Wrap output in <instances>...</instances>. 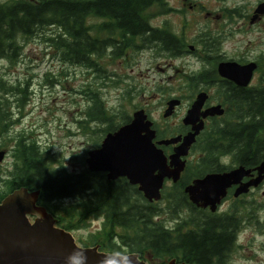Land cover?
Listing matches in <instances>:
<instances>
[{
    "label": "trees",
    "instance_id": "1",
    "mask_svg": "<svg viewBox=\"0 0 264 264\" xmlns=\"http://www.w3.org/2000/svg\"><path fill=\"white\" fill-rule=\"evenodd\" d=\"M164 1L0 0V59L14 64L21 56L22 42L50 28L57 31L48 40L58 50L60 60L84 66L98 73L101 79L106 78L99 64L104 57L115 61L123 58L128 50L153 47L177 56L184 50V41L170 30L150 28V19L154 17L148 14L150 8L163 5ZM211 74L213 72L205 71L202 80L206 82ZM188 79L200 80V75ZM26 93L27 87H22V83H10L0 76L1 135L7 133L6 128L13 123L9 97L16 98V105L22 106ZM87 96L92 102L87 113L89 120L105 123L104 135L130 121L124 117L122 123L114 125V116L104 107L98 92L89 89ZM167 133L158 130L160 138ZM94 143L98 145V138ZM14 156L17 162L4 181L0 202L22 187L39 191L38 203L58 219L59 227L71 231L75 229L71 220L76 216L78 202L66 206L59 203L78 199L85 219L105 214V241L99 243L103 252L125 254L122 246H126L127 253H137L144 260L145 255L151 256L153 262L161 260L159 264H164L166 261L162 259L166 257L186 264H227L229 253L236 246L237 230L231 226L230 218L217 219L209 215L203 217L202 224L198 222L197 209L183 192L190 183V175L183 176L174 185L175 193H165L162 199H167L173 215L179 209L187 208L195 216L177 220L174 226H169L155 220L161 210L156 204L149 203L140 191L134 194L124 182L108 181L102 173L85 169L74 174L63 165L52 166L55 156L42 151L36 140L20 135ZM254 216L250 214L252 219ZM115 228L124 231L119 235V241L114 239L117 236ZM95 245L98 243L91 244Z\"/></svg>",
    "mask_w": 264,
    "mask_h": 264
},
{
    "label": "rangeland",
    "instance_id": "2",
    "mask_svg": "<svg viewBox=\"0 0 264 264\" xmlns=\"http://www.w3.org/2000/svg\"><path fill=\"white\" fill-rule=\"evenodd\" d=\"M260 1L263 0H188L191 4L197 3L190 10L186 0H167L166 5L171 8L168 14L160 15L159 12L160 7L166 11V6H155L150 11L154 15L153 26L159 28L167 24V28L184 41L185 49L191 44L197 52L199 45L195 43V37L207 30L220 35L221 48L228 58L242 62L264 58V13L257 18L260 22L252 26L249 18L236 17L228 21L217 20L215 16L224 7H237L240 13L250 16ZM206 14L211 15L208 17ZM56 33L54 28H50L31 39H25L21 56L14 64L0 59V76L10 83L20 82L22 87H27L22 106L16 105V98L9 97L13 123L6 128L7 133L0 134V151H5L0 162V191L4 189V181L17 162L14 149L20 135L36 140L42 151L54 155L56 160L52 166L63 165L70 172L87 168V152L100 145L107 128L105 123L89 120L87 113L92 105L87 96L89 89L98 92L104 107L114 116V125L142 109L158 130L171 131L178 126L183 107L176 108L172 116L164 117L166 101L188 94V78L204 67L193 54L171 56L159 48H144L128 50L123 58L115 61L104 57L99 64L106 78L101 79L98 73L84 66L70 65L60 60L58 50L48 40ZM207 68L210 66L207 65ZM261 70L263 73L264 66ZM257 77L252 78L255 83ZM170 134L168 137L176 135ZM97 138L96 146L94 141ZM174 189L173 184L167 181L163 194L175 193ZM249 200L258 203L261 210L253 219L250 217L249 223L240 232L235 248L227 257V264H264V195L257 192ZM69 203L67 200L60 205ZM149 203L156 204L161 210L155 220L169 226H174L177 220H188L195 216L187 208L179 209L173 215L164 198ZM60 217L64 219V216ZM71 222L74 227L78 223L77 218L73 217ZM103 223V215L89 217L83 227L70 233L78 246L99 245L105 241ZM114 230L117 234L114 239L119 241V235L124 231L121 228ZM122 249L128 252L126 246H122ZM145 256L150 264L161 262L157 259L153 262L151 256ZM162 260L167 262L168 258Z\"/></svg>",
    "mask_w": 264,
    "mask_h": 264
},
{
    "label": "water",
    "instance_id": "3",
    "mask_svg": "<svg viewBox=\"0 0 264 264\" xmlns=\"http://www.w3.org/2000/svg\"><path fill=\"white\" fill-rule=\"evenodd\" d=\"M264 13V2L258 4L255 15ZM192 48V47H191ZM256 63L240 65L237 62H221L218 65L220 76L232 80L239 86H246ZM201 93L193 103L184 120L192 125L185 136H174L154 141L156 130L144 110H136L130 122L121 125L114 132L107 133L98 148L87 152L86 166L90 172L107 174L108 180L125 177L148 202L159 201L166 180L178 182L185 168L184 158L195 141L203 124L200 116L221 114L219 107L201 113L206 100ZM179 99L167 102L163 116L169 117ZM174 145L173 153L166 155L158 146ZM5 151H0V162ZM242 169L230 173L211 174L202 179H193L184 188L189 201L199 208L209 207L215 212L227 188L236 183ZM264 177V161L259 167L258 176L249 184L242 185L236 195L247 192L249 186L257 185ZM39 191L25 187L8 194L0 202V264H76L69 260L75 253L85 256L83 264H148L137 253L115 254L99 251V246L81 247L69 231L56 226V218L45 207L37 204ZM32 218V221H30ZM167 264H177L171 259ZM185 264V263H178Z\"/></svg>",
    "mask_w": 264,
    "mask_h": 264
},
{
    "label": "flooded vegetation",
    "instance_id": "4",
    "mask_svg": "<svg viewBox=\"0 0 264 264\" xmlns=\"http://www.w3.org/2000/svg\"><path fill=\"white\" fill-rule=\"evenodd\" d=\"M186 1L188 2V0ZM262 2L264 0L258 4ZM166 3H168L167 0L161 6H166L165 8L168 11L171 10L170 6L166 5ZM191 3L188 2V7L190 10H193L197 6V3ZM258 4L250 16L240 13L237 7H224L215 16V19H227L231 21L236 17H242L249 18V21H251ZM168 11H164L161 7L159 9L160 15H166L169 13ZM148 14L151 15L152 12L149 10ZM206 15L209 17L211 14ZM259 16L255 17L253 22H249L251 26L260 22V20L257 21ZM152 19H150V28L157 31H162L163 29L169 30L166 22V26L162 25L159 28L153 26ZM195 38V43L199 45L198 51H195V46L189 44L188 49L183 48L184 50L181 53L193 54L196 59L202 62L204 67L199 72L192 73L191 75H200V80H187L188 86L186 85V88L190 92L186 95L174 97L180 100L179 105L175 109L183 107V114L176 129L174 127L171 131H167L168 133H173V135L185 136L192 130V125L186 124L184 120L198 95L201 93H205L207 96L201 108V113L206 112L210 108L219 107L221 114L209 115L205 118L200 116L197 124L202 122L203 127L190 147L188 155L184 158L185 168L181 173L180 179L183 176L190 175L191 183L193 179H202L207 175L230 173L231 171L242 169L240 177L235 180L237 182L227 188L226 196L221 200L216 212H211L209 207L196 208L198 217H200L198 222L201 224L203 223L204 216L212 215L217 219L219 217V219L230 218L232 220L231 226L236 227V239L238 240L240 232L249 223L250 214H258V210L260 209V205L257 206L258 203L249 200L250 196L255 195L257 192L264 195V177L257 185L249 186L247 192L236 195V191L242 185L249 184V182L255 180L259 173V167L264 161V72L262 73L261 70L264 66V62L261 63V61H264V58L237 62L240 65L251 62L256 63L252 78L258 75L257 79H255L257 83L251 78L246 86H239L234 81L224 78L218 73V65L221 62H230L233 60L228 58L223 52L220 45V35L203 30ZM210 44H212L211 48ZM207 65L210 68H207ZM202 71L203 73L205 71L213 72L211 78L207 79L206 82L202 80ZM154 128L157 132V137L154 141L164 139L158 137V129L155 124ZM158 147L163 149L167 155L173 153V145H161ZM72 173L80 174L81 171L75 170ZM102 174L107 179V174L103 172ZM108 181H122L125 185L129 186L132 193L139 191L138 186L131 185L125 177ZM172 184L174 186L177 183ZM69 202L73 205L78 202L76 216L74 217L77 218L78 223L74 227L75 229H79L85 225L86 220L81 212L80 202L78 199H70ZM63 203L65 202L60 204ZM223 206L224 209H222Z\"/></svg>",
    "mask_w": 264,
    "mask_h": 264
},
{
    "label": "clouds",
    "instance_id": "5",
    "mask_svg": "<svg viewBox=\"0 0 264 264\" xmlns=\"http://www.w3.org/2000/svg\"><path fill=\"white\" fill-rule=\"evenodd\" d=\"M68 259L72 261H76V264H83L86 258L81 253H75L72 257H69Z\"/></svg>",
    "mask_w": 264,
    "mask_h": 264
},
{
    "label": "bare ground",
    "instance_id": "6",
    "mask_svg": "<svg viewBox=\"0 0 264 264\" xmlns=\"http://www.w3.org/2000/svg\"><path fill=\"white\" fill-rule=\"evenodd\" d=\"M128 118H130V117H128ZM132 118V117H131ZM126 124V123H125ZM114 132V131H113ZM105 136V135H104Z\"/></svg>",
    "mask_w": 264,
    "mask_h": 264
}]
</instances>
